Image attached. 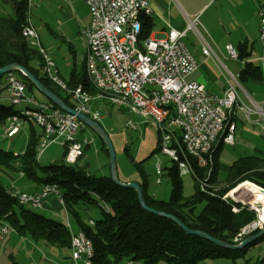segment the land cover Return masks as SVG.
Instances as JSON below:
<instances>
[{
	"label": "trees",
	"instance_id": "trees-1",
	"mask_svg": "<svg viewBox=\"0 0 264 264\" xmlns=\"http://www.w3.org/2000/svg\"><path fill=\"white\" fill-rule=\"evenodd\" d=\"M4 1L10 2L12 14L0 13V67L10 63L25 67L68 106L74 107L75 104L69 95L60 91L45 77L38 50L30 46L21 35V29L27 22L28 0ZM152 24V17L142 18L140 39L149 36ZM240 53L241 51L237 50L238 59L242 60L244 57ZM13 73L25 83L27 93L35 96L36 88L28 79L18 71ZM5 77L6 74L3 75V78ZM239 78L258 79L260 69L250 62H244ZM66 81L70 86L80 84L85 90L95 92L84 65L80 71L71 72ZM4 88L1 85L0 92ZM43 100L48 99L44 97ZM99 103L93 101L92 107L96 109ZM18 113V109H14L12 104L0 103V126L6 123L9 116ZM42 136L41 128L28 125L27 142L21 153L15 154L0 148V168L21 171L25 179L32 180L38 185L53 183L60 188L66 211L78 230H81L92 242V264H124L128 260L133 264H198L200 260L206 258L219 256L235 258L240 253L216 246L202 237L187 234L172 220L143 209L134 189L116 184L108 175L90 174L84 167L77 164L68 165L64 162L40 166L37 152ZM221 144L220 140L213 152L212 163L208 167L199 168L191 161L194 171V174H191L194 190L190 196H184L182 193L183 182L176 163L171 162L170 165L162 167L171 186L167 200L155 198L148 192L149 183L146 173L140 163L133 164L140 177L138 184L149 207L173 214L190 229L204 231L212 237L234 244L237 243L234 237L254 219L255 214L230 198L224 199L223 195L243 181L253 182L264 189V157L238 156L230 163L223 178L219 179L218 156ZM101 145L108 156L102 140ZM158 151L157 145L153 152ZM63 155L64 152L62 161ZM200 181L208 184L210 193L200 189ZM82 205L97 206L99 215L90 216L85 220V215L79 210V206ZM198 205H201L200 209L197 208ZM233 206L240 209L234 212ZM88 220L92 223L90 224ZM0 223L8 225L11 231L23 237L27 236L34 242L44 241L65 249L70 247V234L62 221L45 217L34 212L30 207L18 203L14 197H11L6 184L3 185L1 180ZM263 239L264 235L240 249L245 251L247 246ZM244 264H264V256L254 262L245 260Z\"/></svg>",
	"mask_w": 264,
	"mask_h": 264
},
{
	"label": "built area",
	"instance_id": "built-area-1",
	"mask_svg": "<svg viewBox=\"0 0 264 264\" xmlns=\"http://www.w3.org/2000/svg\"><path fill=\"white\" fill-rule=\"evenodd\" d=\"M29 1V0H28ZM89 12V23L81 30L86 47L84 66L94 89H121L130 92V101L144 102L145 111H154L160 118H166V126H161L162 143L159 152L166 155L170 162L176 163L179 174H194L191 161L201 168L212 162V146L216 138H224V143L233 144L234 124L228 123L233 107L245 111L247 115L257 114V122H264V110L261 107L243 102L238 94L237 83L229 76L226 88L221 95L207 92L203 84L189 80L199 63L192 54L187 42V33L194 32L200 39L201 51L210 55V47L199 30L197 17H185L183 30L169 28L165 37L148 36L140 39L135 36L134 13L142 12V18L151 17V8L147 0H82ZM259 39L264 49V0H258ZM28 44L35 47L42 60V72L50 83L64 85L67 95L74 102V110L98 121L100 113L88 102L79 84L68 85L61 78L55 62L42 47L36 27L27 18L22 27ZM230 59H238L236 50L226 45ZM9 101L38 104L41 116L37 122L44 123V143L39 148L43 152L50 144L57 143L63 148V162L74 165L83 155L84 145L92 138L79 140L78 132L84 124L75 114L68 113L48 100H40L28 94L25 83L13 72L3 79ZM1 87V85H0ZM122 109L126 107H121ZM141 112V111H140ZM127 125L135 128L128 119ZM24 122L12 119L4 125V135L14 136ZM182 158H189V165H182ZM155 172L162 174V165L156 164ZM20 175H23L20 172ZM160 179L156 178V182ZM199 182V180H198ZM200 186L205 183L200 181ZM241 184L237 185V188ZM11 190L22 194L26 204L43 207L50 195L62 200L60 188L41 185L37 191L28 192L12 186ZM260 187V186H259ZM236 189V188H235ZM234 188L223 195L246 206L255 217L234 237L239 242L242 237L264 227V217L260 214L263 203L245 200L244 194L236 198L230 195ZM209 192L210 190H206ZM240 208L233 206L234 212ZM89 221V220H88ZM91 224V222L89 221ZM66 225L70 227L69 222ZM10 231L8 225L0 227V240ZM74 244H70L67 264H88V247L81 230H73ZM126 262H132L128 260Z\"/></svg>",
	"mask_w": 264,
	"mask_h": 264
},
{
	"label": "crops",
	"instance_id": "crops-1",
	"mask_svg": "<svg viewBox=\"0 0 264 264\" xmlns=\"http://www.w3.org/2000/svg\"><path fill=\"white\" fill-rule=\"evenodd\" d=\"M147 1L151 8V17L153 22L151 28H153L154 26L155 17L161 23V30H157L156 32L161 34L163 33V37L166 36L169 28L183 30L185 25L184 18L186 16L197 17L199 21V30L210 47V55H205L202 53L200 43H198L199 47L190 48L189 43L193 39L189 38V40L187 41V38L189 36L187 33L188 36L186 35L185 41L187 42L190 50H193H191V52L199 63L197 69L189 75V80H193L203 84L207 92L210 94L221 95L226 88L229 76L232 75L237 83V90L241 100L245 103L250 102V104L261 107V109L264 110V49L259 39V20L257 15V8L259 5L258 0ZM28 2L30 5V0ZM6 5L9 9L11 8L10 2H6ZM64 7L66 8L60 9L64 20L62 23H60V25H58V44H52L51 46L46 47L44 46L42 41H40V43L54 60L61 78L67 80L71 72L80 71V69L84 65L86 47L82 39L81 30L89 23V12L82 0H67ZM0 13L6 14V12L1 9ZM27 18H29L31 21L30 10H28ZM40 23L41 26H44L42 22ZM34 26L36 27V25ZM156 32H153L154 34L150 32L149 35L154 36ZM226 45H231L236 50V52L237 50L241 51L240 54H242L244 58L242 60L230 59L226 50ZM54 46L55 48H59L58 51H61L62 47H64V51H62L60 55H62L64 66L68 68L66 69V71H69L66 72L67 74L61 72L58 64L55 61V56L52 52L49 51V49L52 48L53 50H55ZM244 62H250L258 66L260 69V78H249L246 80L240 79L239 75L241 69L243 68ZM33 65L35 66V63H33ZM3 79L4 78H2L1 81L2 86H4L5 81ZM129 114L131 116H127L126 121L128 119H131V121L135 123V128L128 127L125 122V131L110 136V140L116 153L124 151V154L129 157L130 162L133 161L134 163L136 162V159L129 155L127 149L128 147H124L123 149V145L125 144L124 141L127 139L126 132L128 130H139V135L143 136L141 138L140 146L137 150L138 158L145 155L144 153H142L143 151L146 150L147 152L152 147H157L158 135L156 130L150 127L148 125L149 123L144 121L140 116L131 113ZM256 119H259L257 114L247 115L245 111L239 109L238 107H233L232 113L228 116V123L234 124L233 144L228 145L222 142L218 156L219 171L220 169L225 168V171L227 172L230 165H225L222 160H220L221 150L223 149L224 145L231 146V148L234 149L233 155H236L237 157L242 155H259L261 157H264V146L261 145V141H264V122H257ZM4 125L0 126V143H3L5 150H10L5 145L11 147V140L23 129L28 128V126H22V128L14 136L8 138L4 135ZM85 138L87 137L78 139L84 140ZM89 144L84 145L83 155L76 163H85V166L83 167L88 173H90V171L88 163L85 160L86 155L84 150L89 147ZM101 146L100 149L102 150ZM107 166L108 165L104 163L94 171H99L95 173H100L101 176H107ZM0 172L2 173V176H4L6 184H8L7 188L12 185L13 187L17 188V181L25 183V186L27 187L25 191L28 192L37 191L41 186L32 180L25 179L24 174L20 175L21 171L18 172L19 177L16 181V178L12 173L17 171H11L8 169L5 170L0 168ZM116 174L122 181H135L137 183L140 182V177L137 170L133 172L122 173L121 171H119L117 166ZM161 175H165V171L163 168ZM18 189L20 188L18 187ZM148 192L155 198L165 199L157 196L156 190L155 192H151L149 189V185ZM59 205L61 206L58 201V197L50 195L45 201L42 209L48 213H52L53 215H55V217L57 216V218L62 221L64 225L66 221L69 222L71 229L77 230L78 228L74 224L69 214H67L68 212L66 211V214L62 213L63 209H60ZM79 210L80 212L84 210V206H79ZM81 213L84 214L83 212ZM84 215L85 220L90 217L86 214ZM16 235L11 237L6 235L4 239H2V241L6 239V241L4 242L5 246L8 242L18 244L19 241ZM25 244H20L19 247H27V243ZM66 250L67 258H69V249Z\"/></svg>",
	"mask_w": 264,
	"mask_h": 264
},
{
	"label": "rangeland",
	"instance_id": "rangeland-1",
	"mask_svg": "<svg viewBox=\"0 0 264 264\" xmlns=\"http://www.w3.org/2000/svg\"><path fill=\"white\" fill-rule=\"evenodd\" d=\"M66 1L67 0H30L29 10H30L31 21L34 25H36V28L39 33L40 41H42L44 46L46 47L51 46L52 44H56V45L58 44L57 43L59 41L58 25H60V23H62L64 20V17L62 16L60 9L66 8L64 7ZM0 9L5 11L6 13L12 14L11 8L9 9L7 7L6 1L4 0H0ZM154 19H155L154 26L153 28H151V33L156 32L157 30H161L160 21H158V19H156L155 17ZM40 22H42L44 26H41ZM188 35H187L188 36L187 41L189 40V38L193 39L189 43L190 48L199 47L198 44L200 43L199 37L194 32L191 31L188 33ZM154 36L156 38H161L164 36V34L156 32ZM58 49L59 48H55V50H53L52 48L49 49V51L52 52L53 55L55 56V61L58 64L61 72L67 74L66 72L69 71L68 70L66 71V69L68 68L64 66L62 55H60L61 52L64 51V47H62L61 51H58ZM34 94L38 99H42V100L44 99V97L38 91L34 90ZM0 103L4 105H10L6 90H1L0 92ZM14 109H17V106H14ZM96 109L100 113V117L98 121L100 125L104 128V130L108 133L109 137L113 136L114 134H118L121 133L122 131H125V122L127 125V121H128V120L126 121V118L127 116L130 115L126 110L117 106H113V105L111 106L105 104L103 102H100L96 107ZM148 125L154 129V127L151 124ZM27 132H28V128L23 129L11 140V145H10L11 147H9L8 145L5 146L8 149L12 150L13 153L16 154L21 153L26 144ZM139 134H140L139 130H132V131L128 130L126 132L127 139L124 141L125 144L123 145V149L124 147L126 148L128 147L127 149L129 155L134 159H136V162L140 163L141 168L148 177L150 191L155 192L156 190L157 196H160L161 198H165L164 200H167L170 196V189H171L169 180L165 175H158L155 172V169L157 163H160L162 166L165 165L168 166L171 164V162L166 155L160 153L159 151L153 152L155 146L152 147L147 152L146 150L143 151L142 153H144L145 155L143 157L138 158L137 150L138 147L140 146L141 138L143 137L140 136ZM77 136L79 139H82L83 137H87L85 139L92 138L89 147L84 150L86 155L85 160L88 163L90 173L100 175V173H95L99 171H94V170L98 169L100 165H103L105 163L108 165L107 174L109 176L110 175L109 160L106 153H104L100 149L101 146L100 138L97 137V135L87 127L81 128ZM261 145L264 146V141H261ZM0 148L5 149L3 143H0ZM122 152L116 153L115 151L116 168L118 166L119 171H121L122 173L136 171L135 167L133 166V161L130 162L129 157L126 154H124V151ZM233 152L234 149L231 148V146L224 145L223 149L221 150L220 160H222V162L225 165H229L234 159L237 158L236 155L235 156L233 155L234 154ZM62 153H63L62 146H60L57 143H52L40 155H37L38 164L40 166L61 164L63 162ZM77 165L83 167L85 166V163L81 162L78 163ZM225 172H226L225 168L220 169L218 173V178L219 179L223 178ZM12 174L16 178L15 179L16 181L19 177V173L14 172ZM156 178H159L160 181L156 182ZM181 179L183 182V188H182L183 195L190 196L194 190L192 175L190 173L183 174L181 175ZM0 180L3 183V185L6 184L4 176H2L1 172H0ZM7 185L8 184H6V186ZM17 186L21 190L27 189L25 183H21L17 181ZM157 192L162 194H159ZM59 207L60 209H63L62 206L59 205ZM197 208L200 209L201 205H198ZM31 209L34 212L44 215L45 217L53 216V218L58 219L57 216L55 217V215L46 212L42 208H31ZM81 212H83L88 216L97 217L99 215V208L97 206H93V207L84 206V210H82ZM62 213H64V209L62 210ZM3 225L5 224L0 223V227ZM6 235L11 237V236H15L16 234L10 230ZM16 237L18 238L19 241L18 244L13 242L12 243L8 242L5 246L4 242L6 241V239L4 241L0 240V264H67L68 258H67V250L65 248L44 241H37L35 243L27 236L23 238L19 235H16ZM25 243H27L28 245L27 247H23V246L19 247L20 244H25ZM235 251L240 252L238 256H236L235 258L224 257V256L206 258L200 260L198 264H244L245 260L254 262L257 259H260L262 256H264V239L254 245L247 246L245 251H242L241 249H234L233 252Z\"/></svg>",
	"mask_w": 264,
	"mask_h": 264
},
{
	"label": "bare ground",
	"instance_id": "bare-ground-1",
	"mask_svg": "<svg viewBox=\"0 0 264 264\" xmlns=\"http://www.w3.org/2000/svg\"><path fill=\"white\" fill-rule=\"evenodd\" d=\"M134 23H135V36H140L141 27H142V12L134 13ZM24 26H26V24ZM21 35L26 40V34L24 33L23 29H21ZM87 77L90 81V76H87ZM51 84L57 87L63 93L67 94V89H64V85H61L58 83H51ZM94 90L95 92L91 93L85 90L83 86L79 84V91H84V94H86V98L88 102H93V101L105 102L111 106L112 105L117 106V102H118V105H121V107H126L124 108V110H126L128 113L138 115L144 121L151 124L157 132L158 147L160 146V144L162 143L161 126H166V118H160L157 115V113L154 111H145L144 102L130 101L129 103V99H130L129 91H125L121 89L104 90V88H96ZM9 102L13 106H17L19 113L9 116L6 119V123H10L11 118L18 119V121L24 122L26 126L32 125V126L41 128L43 130V135H44V123L37 122V117H36V116H41V109L39 108L38 104H34L30 102H19V103L14 102V101H9ZM220 140L224 143V138H216V146H212V156ZM43 143H44V136H42V138L39 141L37 155H40L42 153L40 152L39 148H41ZM211 163L212 162H210V165ZM182 165H189V158H182ZM206 175H208V173ZM42 185H51L54 187H58L56 184H53V183H45ZM200 189L205 192V189L210 190V187L208 186V184H205V187L200 186ZM8 191L11 197H14L18 201V203H20L21 205L28 206L31 208H40V206L38 205L26 204L25 197L22 194L15 193L13 190H11V187H8ZM240 194H244L245 196L244 199L250 202L261 201L263 205H262V208L260 209V214L262 217H264V189L261 190V188L258 185L250 181H243L236 193H233L232 191L230 192V195H232L233 197L240 196ZM60 204L64 209V213L66 214V210H65L66 208L64 206L63 200H60ZM106 209L108 208L106 207ZM89 221L92 223L91 220ZM65 226L67 227L69 234H70V244H74V237L72 235V231L69 228V226L66 225V223H65ZM83 236H84V239L86 241L88 251H89L88 264H92V256H93L92 242L84 233H83ZM125 264H133V262H125Z\"/></svg>",
	"mask_w": 264,
	"mask_h": 264
},
{
	"label": "water",
	"instance_id": "water-1",
	"mask_svg": "<svg viewBox=\"0 0 264 264\" xmlns=\"http://www.w3.org/2000/svg\"><path fill=\"white\" fill-rule=\"evenodd\" d=\"M16 71L20 72L23 76H25L28 79V81L31 83V85H33V87H35L36 90L39 93H41L46 99H48L49 101L54 103L56 106H58L62 110L66 111L68 113H71V114H75L76 117L84 124L85 127L92 130L97 135V137H99L102 140V142L104 143V145L107 149V153H108L110 178L116 184H118L120 186L129 187V188L134 189L136 191V194H137V200L143 209H145L151 213H154L156 215L166 217V218L172 220L174 223H176L178 226H180L187 234H193V235L202 237V238L212 242L216 246L227 248V249H232V250L240 249L243 246L247 245L248 243L252 242L253 240L264 235V227H262L253 233L247 234L239 242L234 243V244H230V243H227L221 239L212 237L211 235L207 234L204 231L188 228L186 225H184V223H182L173 214H170V213L149 207L144 200L142 189L137 182H135V181L125 182V181H122L118 178V176L116 174L117 168H116L114 147L112 145V142L110 140L108 133L104 130V128L100 125V123L98 121L90 118L89 116H87V115H85L79 111H76L72 107L68 106L56 93H54L52 90L47 88L33 73H31L25 67H23L17 63H10V64H6V65L0 67V85H1V81H2L4 74L16 72ZM238 188H237V186L234 187V190L232 192L236 193ZM260 188H261V190H263L262 187H260ZM236 197H234V198H236ZM237 202H240V201L237 199Z\"/></svg>",
	"mask_w": 264,
	"mask_h": 264
}]
</instances>
